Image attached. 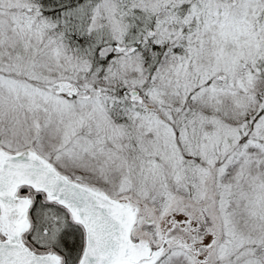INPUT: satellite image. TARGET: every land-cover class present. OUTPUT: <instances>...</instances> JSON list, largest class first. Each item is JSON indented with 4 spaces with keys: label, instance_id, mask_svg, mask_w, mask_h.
Instances as JSON below:
<instances>
[{
    "label": "snow or ice",
    "instance_id": "obj_1",
    "mask_svg": "<svg viewBox=\"0 0 264 264\" xmlns=\"http://www.w3.org/2000/svg\"><path fill=\"white\" fill-rule=\"evenodd\" d=\"M0 264H264V0H0Z\"/></svg>",
    "mask_w": 264,
    "mask_h": 264
}]
</instances>
